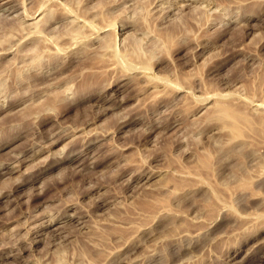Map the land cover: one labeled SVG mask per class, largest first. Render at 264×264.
Wrapping results in <instances>:
<instances>
[{"label":"rangeland","instance_id":"obj_1","mask_svg":"<svg viewBox=\"0 0 264 264\" xmlns=\"http://www.w3.org/2000/svg\"><path fill=\"white\" fill-rule=\"evenodd\" d=\"M8 1L0 264H264V0Z\"/></svg>","mask_w":264,"mask_h":264},{"label":"bare ground","instance_id":"obj_2","mask_svg":"<svg viewBox=\"0 0 264 264\" xmlns=\"http://www.w3.org/2000/svg\"><path fill=\"white\" fill-rule=\"evenodd\" d=\"M8 0H5L4 2L2 1L0 4H2V7H4L5 9L6 8H8V9H10L11 7H13V6H11L10 4H8ZM7 5H9L8 7H6ZM16 5V4H15ZM3 8V9H4ZM10 13V12H9ZM218 111L220 112V115H231V116H233L234 114H236V111L235 110H232L230 107H227V106H222L221 108H218ZM241 118L243 119V120H245L246 118H245V115H243V116H241ZM231 125L234 127V129H236V124H235V122H233L232 121V123H231ZM20 160V159H19ZM18 162V161H17ZM20 162V161H19ZM16 164V163H15ZM9 167V166H8ZM9 170H11V169H9ZM15 170V169H14ZM35 239V238H34ZM8 255V254H7Z\"/></svg>","mask_w":264,"mask_h":264}]
</instances>
